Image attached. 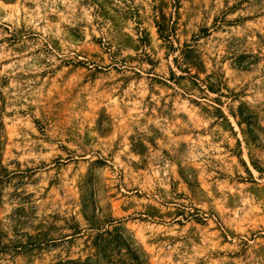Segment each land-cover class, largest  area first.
Returning <instances> with one entry per match:
<instances>
[{
  "label": "rangeland",
  "instance_id": "1",
  "mask_svg": "<svg viewBox=\"0 0 264 264\" xmlns=\"http://www.w3.org/2000/svg\"><path fill=\"white\" fill-rule=\"evenodd\" d=\"M0 264H264V0H0Z\"/></svg>",
  "mask_w": 264,
  "mask_h": 264
}]
</instances>
